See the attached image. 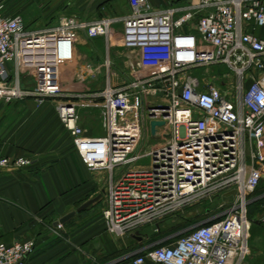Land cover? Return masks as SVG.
<instances>
[{"label": "built area", "instance_id": "1", "mask_svg": "<svg viewBox=\"0 0 264 264\" xmlns=\"http://www.w3.org/2000/svg\"><path fill=\"white\" fill-rule=\"evenodd\" d=\"M119 16H63L28 29L0 5V104L52 103L70 145L87 170L104 172L102 219L114 239L204 204L194 224L151 242L131 264H246L254 219L248 206L264 183V0H176L155 7L128 0ZM121 26L129 78L114 85L107 56L104 86L84 92L62 87L60 69L81 35L108 41ZM217 65L233 73L227 92L204 74ZM90 64L80 81L99 75ZM96 108L101 136L88 135L79 109ZM156 122L151 131V123ZM158 139L138 152L143 138ZM150 157L148 166L137 161ZM25 157H1L0 168H28ZM233 192L232 203L210 206ZM264 225V206L255 215ZM60 228L62 225H56ZM155 227V228H154ZM33 240L0 244V264H27Z\"/></svg>", "mask_w": 264, "mask_h": 264}, {"label": "crops", "instance_id": "2", "mask_svg": "<svg viewBox=\"0 0 264 264\" xmlns=\"http://www.w3.org/2000/svg\"><path fill=\"white\" fill-rule=\"evenodd\" d=\"M174 1L150 0L155 7ZM0 5L5 16L18 15L30 28L54 25L63 16L88 21L124 15L129 11L128 0H0ZM121 29V26H115L108 41L102 37L93 40L84 35L79 37L71 58L60 69L65 91L100 89L106 71L102 61L115 55L116 50L119 52ZM254 33L264 37V29ZM85 64H90L100 74L78 80L76 74ZM94 111L98 112L92 107L79 109L80 124L88 135L100 136L98 122L91 115ZM1 157L31 160L28 168H0V244L33 240L35 249L27 258V264H131V256L148 247L149 239L173 234L165 223L168 220L158 223L155 226L158 232L151 230V236L135 232L114 239L107 232L101 215L107 175L91 172L82 164L70 145L68 134L57 120L52 103L41 107H36L30 100L0 104ZM98 194L102 196L97 203L75 214L60 228L54 225ZM256 196L255 202L264 200V183ZM254 225L257 231L264 232V225ZM249 251L248 259L252 254L250 244ZM147 264L152 263L147 261ZM246 264H264V256L259 260H248Z\"/></svg>", "mask_w": 264, "mask_h": 264}, {"label": "rangeland", "instance_id": "3", "mask_svg": "<svg viewBox=\"0 0 264 264\" xmlns=\"http://www.w3.org/2000/svg\"><path fill=\"white\" fill-rule=\"evenodd\" d=\"M109 15H113L110 13ZM119 26V25H118ZM28 29H39V28H30L27 27ZM135 55L128 54L127 51L124 48H120L119 52L117 53V50L115 51V55L110 56L111 61L114 63V66L111 67L110 71L111 74L115 75L113 83L114 84H120L122 82H125L129 78V73L127 66L124 65V61H131L134 59ZM196 73L204 74L211 82L215 84V86L224 92H227V84L229 81L226 78H231L233 76L232 71L225 65H217L214 66L212 69L208 71L207 74L204 73V70H198ZM104 86L103 83H101L100 89ZM92 89V88H90ZM87 89L86 91H88ZM92 116L96 118L98 122V127H99V133L98 135H102L103 131L100 126V117L99 113L94 111L91 112ZM158 139L151 138L150 136H147L143 138V140L140 143V146L138 148V152L143 153L145 151H149L151 146L158 142ZM150 164V157L146 156L145 158H142L137 161L136 165L138 166H148ZM215 200L212 201L210 206H213L215 208L218 205H223L224 207L233 201V192H229L228 194L223 195L222 197H214ZM206 206L204 204L195 206L194 208H190L187 211L181 213L180 215L168 219L167 226L169 229L173 231V229H177L178 226L182 223H187V222H195L199 218L203 217L202 215L204 214V208ZM254 224H259L257 217L254 218ZM251 225L250 229V239H249V244L251 246V256L248 260L251 259H256L259 260V258H263L264 256V232L262 231L261 233L257 231L258 229H255V225ZM161 228V227H160ZM152 230L151 225L144 226L138 230L139 233H147L146 235L151 236L150 232ZM170 230V231H171ZM170 233V232H169ZM247 260V261H248Z\"/></svg>", "mask_w": 264, "mask_h": 264}, {"label": "trees", "instance_id": "4", "mask_svg": "<svg viewBox=\"0 0 264 264\" xmlns=\"http://www.w3.org/2000/svg\"><path fill=\"white\" fill-rule=\"evenodd\" d=\"M263 206H264V200H260V201H257V202H253V203H251V204L248 206V208H247L248 218L252 220L253 217H254L257 213H259V212L262 211V207H263ZM195 222H196V221H195ZM195 222L182 223V224H180V225L178 226L177 229H173V233H175V232H177V231H180V230H182V229H184V228H186V227H188V226L194 224ZM167 235H168V234H167ZM163 236H165V235H161V236H158V237H153V238L149 239V240L147 241V243H151V242L155 241L156 239H158V238H160V237H163Z\"/></svg>", "mask_w": 264, "mask_h": 264}, {"label": "water", "instance_id": "5", "mask_svg": "<svg viewBox=\"0 0 264 264\" xmlns=\"http://www.w3.org/2000/svg\"><path fill=\"white\" fill-rule=\"evenodd\" d=\"M155 125H160V123H156V122H152L151 123V131H153V128ZM102 194H98L95 197L88 199L87 201H85L84 203H82L79 207H77L74 211L70 212L69 214H67L66 216L60 218L58 221H56L54 223V225H58V224H64L66 221H68L70 218H72L75 214L80 213L84 210H86L87 208H89L90 206L94 205L95 203H97L100 198H101Z\"/></svg>", "mask_w": 264, "mask_h": 264}]
</instances>
